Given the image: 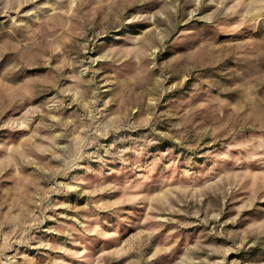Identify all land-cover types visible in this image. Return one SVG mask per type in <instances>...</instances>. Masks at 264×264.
<instances>
[{"label": "rangeland", "instance_id": "rangeland-1", "mask_svg": "<svg viewBox=\"0 0 264 264\" xmlns=\"http://www.w3.org/2000/svg\"><path fill=\"white\" fill-rule=\"evenodd\" d=\"M0 264H264V0H0Z\"/></svg>", "mask_w": 264, "mask_h": 264}]
</instances>
